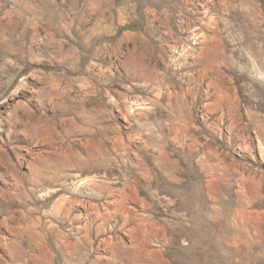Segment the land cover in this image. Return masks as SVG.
Listing matches in <instances>:
<instances>
[{"label": "rangeland", "instance_id": "1", "mask_svg": "<svg viewBox=\"0 0 264 264\" xmlns=\"http://www.w3.org/2000/svg\"><path fill=\"white\" fill-rule=\"evenodd\" d=\"M0 264H264V0H0Z\"/></svg>", "mask_w": 264, "mask_h": 264}]
</instances>
